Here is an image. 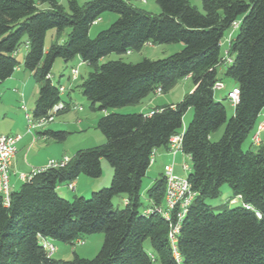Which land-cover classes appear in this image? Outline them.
<instances>
[{
	"label": "trees",
	"instance_id": "trees-1",
	"mask_svg": "<svg viewBox=\"0 0 264 264\" xmlns=\"http://www.w3.org/2000/svg\"><path fill=\"white\" fill-rule=\"evenodd\" d=\"M199 1L203 12L191 0H156L161 14L153 15L132 0H93L83 6L69 0L68 11L58 0H0V90L20 66L16 54L27 38L24 67L40 86L34 118L47 116L60 103L64 109L58 114L69 112L62 86L51 73L56 60L69 63L77 57L94 70L79 86L81 93L92 109L107 112L97 125L106 138L104 145L79 150L65 167L32 175L12 192L9 205L0 195V264H264V146L243 150L264 110V0ZM106 13L119 17L90 38L91 28ZM67 29V41L57 40L45 49L49 31L60 38ZM237 30L230 47L233 63L225 77L239 87L240 102L228 121L226 106L215 99L213 88L222 80L223 39ZM147 44L184 47L162 60L99 65L108 55L140 52ZM188 77L194 89L178 104L150 114L110 113L140 104L158 89L168 93ZM190 109L194 116L183 131ZM224 125L221 140L212 142L211 135ZM69 135L39 133L57 142ZM175 135H182V152L192 161L188 180L196 193L177 236L181 263L173 255L169 223L158 213L144 214L164 204V175L150 190L149 206L142 209L140 200L153 152L169 149ZM104 159L113 169L109 188L93 192L89 199L68 201L60 195V186L82 175L99 179ZM226 184L234 199L216 212L208 200L219 198ZM118 196L125 197V208L114 210ZM236 199L242 205L231 208ZM98 233L105 240L92 260L77 255L72 261L55 260L42 244L44 239L74 244Z\"/></svg>",
	"mask_w": 264,
	"mask_h": 264
},
{
	"label": "rangeland",
	"instance_id": "rangeland-1",
	"mask_svg": "<svg viewBox=\"0 0 264 264\" xmlns=\"http://www.w3.org/2000/svg\"><path fill=\"white\" fill-rule=\"evenodd\" d=\"M93 0H78L79 5L83 6L88 2ZM58 2L69 10V0H58ZM132 4L143 11L149 12L153 15H160L161 10L159 6L156 4V0H132ZM191 4L198 8L200 12H203L202 4L199 0H191ZM118 15L115 13H106L101 17V21L97 24H94L90 30V38L94 39L97 34L103 30H107L117 19ZM113 18V19H112ZM70 29H67L63 35L58 38L57 32L55 30H51L48 32L45 41V49L48 50L50 46L59 40L60 42L67 41L68 34ZM230 31H228L223 39L224 45L222 47V53L225 50V45L227 43V38L229 36ZM238 30L235 31V36H237ZM27 38L22 40V44L16 54L17 59L22 61L24 55L27 51ZM183 44H164V45H145L140 52H132L130 54L125 55H117L111 54L104 58H102L99 62V65H103L105 63L111 61L122 60L123 62L130 64H137L142 62L145 59H149L152 61L162 60L172 56L176 53H179L183 50ZM78 70V76L76 80L72 79V70ZM224 68L219 69V77L222 79L221 82L224 84L225 89L215 91V99L218 102L224 103L227 109V119L228 121L234 115V109L227 98L228 92L236 86V83L230 79L225 77ZM94 70L87 63H84L79 57L75 58L72 62L66 63L62 59L56 60L53 69H52V78L56 84H60L66 88V92L62 95L64 101L73 100L75 106L70 108V111L64 114H57L54 116V121L50 123L47 128L51 126H58L59 131H67L70 133L67 140L64 142H57L52 139H46L43 136H39L38 132H43L44 129H38L34 133L37 137L36 142L32 143V136H27L28 127H27V119L25 118L26 113L33 116V110L35 107V103L39 96L40 86L37 81L32 78V81L29 84L28 92L24 99L20 97V93L9 94L3 99L2 103H0V135L13 134V135H21L25 137L24 142L18 145L19 155H18V165L22 167V169L26 170V155L37 156L41 153V157L46 156L47 153H51L52 155L64 154L69 158H72L79 150L89 149L97 146H102L106 143V138L98 130L97 125L99 120L107 114V112H102L97 110L98 106L95 109L91 108V103L83 96L81 93L79 86L89 77L90 73ZM194 89V83L192 79H184L178 82L168 93H152L150 94L141 104L130 105L122 108L112 109L110 113H119V114H134L141 113V109L148 105V101L150 102L153 99L158 106H170L180 103L184 97L189 94ZM69 92V93H68ZM19 95V97H17ZM9 107V106H12ZM25 105L27 111L22 109V106ZM157 106V105H155ZM9 112V113H8ZM7 117H5L7 114ZM3 114V115H2ZM194 116V111L190 109L183 118V130L187 128V126L191 123ZM81 120L82 123H79ZM264 121V112L261 113L258 122L250 133L248 138L246 139L243 150L248 151L252 149L256 151L258 148L253 146V137L256 133L257 125L260 122ZM226 125H224L221 129L214 132L210 140L212 142H219L224 135ZM46 128V129H47ZM27 137V138H26ZM261 139L264 140V131L261 132ZM183 163V161H182ZM185 163L189 166V171H183V175L186 178L192 172V161L190 158H186ZM182 165V164H181ZM102 169L103 174L99 179H90L84 175L80 176L81 179H88L89 181H95L103 185L98 191L99 192L104 188H109L111 185V181L113 178V169L106 159L102 160ZM17 169H13V173L16 172ZM148 171L146 176L143 178L141 191H140V200L142 203V209L147 207L150 204L149 193L150 190L157 184V181L160 179V176L156 172ZM12 173V172H11ZM12 176V175H11ZM79 177V178H80ZM78 178V179H79ZM11 182V177H10ZM22 184V183H20ZM12 185V184H11ZM21 186V185H20ZM66 184H63L58 188L60 193H68L69 197L64 196L68 201H73L75 197H84L86 199L91 198L92 193H86L87 195H80V193L66 191L63 190L66 188ZM62 195V194H61ZM72 195L74 197H72ZM63 196V195H62ZM234 199L232 190L226 184L222 187V193L219 198L208 200V204L211 205L216 212L221 211L218 207L227 204L229 201ZM237 203L231 204V208H235L237 206H241L242 203L240 200L236 199ZM125 197L118 196L114 198L113 205L114 210H121L125 208ZM105 236L103 233L93 234L89 236H85L81 239L84 244H78V241L74 244H68L64 242H60L57 240L49 239L53 245L56 246V252L53 254L52 258L55 260L62 261H72L77 255L83 259H94L100 253L103 244H104ZM146 247L149 248V243L146 244ZM153 264H160L159 261H155Z\"/></svg>",
	"mask_w": 264,
	"mask_h": 264
},
{
	"label": "built area",
	"instance_id": "built-area-1",
	"mask_svg": "<svg viewBox=\"0 0 264 264\" xmlns=\"http://www.w3.org/2000/svg\"><path fill=\"white\" fill-rule=\"evenodd\" d=\"M100 22L97 20L95 24ZM239 24L235 23L233 29L236 30ZM233 32L230 34L228 39V47L224 52L222 63L220 64L219 68L226 69L230 64L233 63V58L230 56V47L232 41ZM151 45V44H150ZM78 76V70H72V79L76 80ZM214 91L223 90L225 89L224 84L221 81H218L214 85ZM66 92V88L64 86L60 87V93L63 95ZM157 94H162L161 90L158 89L156 91ZM227 99L231 103L232 107L235 108L238 103L240 102V89L239 87H233L227 94ZM25 111V106L22 107ZM64 109V104L60 103L56 105L52 111L49 112L47 116L41 118H34L30 114H26L27 119V127H28V134H30L34 142L37 140L35 135V131L38 129H46L47 126L54 121V116L57 115L61 110ZM264 131V121L260 123L257 127L256 133L253 137V146L259 148L261 145V132ZM22 140L21 135H1L0 136V195L3 196L5 204L9 205L10 197L13 192L10 177H11V168L14 162V159L18 152V144ZM169 152L176 156L178 153L182 152V135H175L170 139L169 143ZM156 156V151L153 152L151 157V164L154 163ZM69 158H65L61 161H50L47 167L34 170L32 175H35L41 171H45L48 168H60L65 167L68 162ZM184 171H189V166L185 163L183 166ZM31 175V176H32ZM30 176V177H31ZM29 177V178H30ZM164 177L166 180V190H165V198L164 204L160 207L155 208H148L144 211L146 216L152 215L154 213L160 214L170 226V233H169V240L173 245V255L175 260L178 263H181L182 259L178 249L176 248L177 245V236L180 232L181 224L189 211L190 206L192 205L193 201L196 198V193L192 190L188 177H180L174 173L173 165H168L164 169ZM25 181L26 178L22 177ZM70 191H75V183L72 182L67 185ZM248 209L250 207H247ZM258 216H260L258 214ZM77 242V241H76ZM84 244L81 240H78V244ZM43 247L45 248L47 254L52 257L53 254L56 252V246L53 245L48 240L42 241Z\"/></svg>",
	"mask_w": 264,
	"mask_h": 264
},
{
	"label": "crops",
	"instance_id": "crops-1",
	"mask_svg": "<svg viewBox=\"0 0 264 264\" xmlns=\"http://www.w3.org/2000/svg\"><path fill=\"white\" fill-rule=\"evenodd\" d=\"M230 34H231V32L229 33V36H230ZM233 34H235V33H233ZM229 36L227 38L225 50L228 47ZM223 45H224V42L222 43V47H223ZM26 53H27V51H26ZM26 53H25V55H26ZM128 54H130V53H128ZM25 55H24V57H25ZM23 60H24V58H23ZM23 60L20 61V66L16 69L13 76L2 84L1 90H0V96H1L0 103H2L3 99H5V97L8 94L10 96H13L12 94H17V93L19 94L20 93V97L22 99L25 98V96L28 92L29 84L32 81V78H34V77H33V74L31 72H29L25 69ZM187 79H190V77H188ZM17 97H19V95ZM68 102L70 104L69 105L70 108L75 106L73 100H70ZM155 103L156 102L153 99H151L150 102L148 101V105H146L145 107H143L141 109V113L150 114L153 112V110L160 108V107H164V106H158V104H155ZM155 105H157V106H155ZM23 106H25V105H23ZM9 107L13 108V105L9 106ZM25 108H26V106H25ZM233 109L235 111V108H233ZM26 111H27V109H26ZM262 112H264V110ZM8 113L4 114V115H6L5 117H7ZM25 118H26V115H25ZM79 123H82L81 120H79ZM260 123H262V122H260ZM258 125H257V127H258ZM58 126L59 125L51 126L50 128H47L43 131H46V130L59 131V130H57V129H59ZM183 131H185V130H183ZM39 133L40 132H38V135H39ZM6 135H13V134H6ZM27 136H30V134ZM31 139H32V143H34L33 137ZM24 140H25V137L22 136V140L20 141L19 144L24 142ZM261 146H264V140L263 139H261L260 147ZM169 151L170 150L168 148L158 149L156 151L154 163L151 164L150 169L148 171L152 170L153 172H156L161 178L164 175L165 167L168 165H173L174 173L177 176L184 177L182 170L184 171L183 166L185 164V160H186V158H189V157L187 155H185L184 153H178L176 156H173ZM18 155H19V150L17 152V155L14 159V162H13V165L11 168V172H12L11 173V175H12L11 176V184H12L11 186H12L13 191L19 190V188L21 187L20 185H22L25 182L22 179V177H25L26 179H28L32 175L34 170H38V169H42V168L47 167V165L50 161H61L65 158H69L65 154H64V158H63V154H61V153L57 154V155H52L51 153L50 154L47 153V155L43 156V157H41V153L37 156H34V157L33 156L31 157V155L29 154V155H26V164L27 165L25 167L26 168V170H25V169H22V167H20L18 165ZM182 161H183V163H182ZM15 168L17 169V171L13 173V169H15ZM20 183H22V184H20ZM74 183H75V191H72V192L80 193V195H82V196L87 195L86 193L89 194V193H93L95 191H98V189H100L104 185V184L101 185L100 183L95 182V181H89L88 179H81V177L79 179H77ZM107 183L105 185H107ZM60 190H62V189L58 190L59 193L61 192ZM63 190H66L68 192L70 191L68 189V187L64 188ZM60 195L62 197H64V196L68 195V193H64V194L60 193ZM66 197H69V196H66ZM72 197H74V196L72 195Z\"/></svg>",
	"mask_w": 264,
	"mask_h": 264
}]
</instances>
